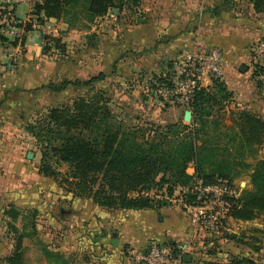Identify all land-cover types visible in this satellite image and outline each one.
<instances>
[{
    "label": "crops",
    "instance_id": "obj_1",
    "mask_svg": "<svg viewBox=\"0 0 264 264\" xmlns=\"http://www.w3.org/2000/svg\"><path fill=\"white\" fill-rule=\"evenodd\" d=\"M12 9L13 19L27 22L30 18L26 4H14ZM140 12L145 21L134 22L126 33H118L125 39L117 49L112 50L98 38L107 56L103 60L108 64L113 56V64L107 67L112 71L116 67L115 74L130 68L132 76L140 73L139 68H147L164 75L185 55L216 48L224 60L220 79L232 93L229 109L250 111L264 121V91L250 62L253 44L264 31V13L254 12L250 0H146ZM53 23L67 27L61 20L50 18L42 25H32L24 45L12 48L0 43V264H6L14 252L11 225L19 231L34 229L35 238L23 240L25 259L31 263L39 254L33 242L37 239L50 251L68 256L74 264H133L134 252L164 242L174 243L189 259L185 263L193 264L198 252L193 241H202L203 237L193 232L179 195L157 210L106 211L91 200L61 195L51 178L38 173L39 150L25 127L51 102L54 106L64 104L61 92L54 97L46 88L54 83L50 74L49 81L42 83V69L37 66L41 60V32L45 24ZM87 38L84 43L88 52L93 38ZM85 68L86 77H76L72 72L69 81L90 79L89 61ZM105 72L104 65L97 74L107 76ZM10 207L20 212L15 222L4 214ZM60 208L66 211L62 216ZM230 221L235 220L228 218L226 224ZM225 233H229L226 228ZM112 240L117 244L112 245Z\"/></svg>",
    "mask_w": 264,
    "mask_h": 264
},
{
    "label": "trees",
    "instance_id": "obj_2",
    "mask_svg": "<svg viewBox=\"0 0 264 264\" xmlns=\"http://www.w3.org/2000/svg\"><path fill=\"white\" fill-rule=\"evenodd\" d=\"M250 2L254 12L264 13V0ZM140 3L141 0H38L32 5L29 21L13 19L8 23L22 29V35L11 41L0 35V43L12 48L24 45L25 34L33 30L32 25H42L50 18L71 25L79 19L94 22L109 15L117 18L125 9L140 18ZM7 13L12 14L13 9L8 11L6 5L0 3V21ZM45 40L43 38L42 50L48 49ZM172 74L173 71L158 76L152 90L159 84H167ZM103 79L105 75L99 73L85 81H64L60 85L46 86L54 97L68 85L80 87L82 95L73 99L70 105L59 103L48 107L34 122L26 125V131L39 150L40 175L56 181L72 197L91 200L106 211H138L168 206L177 185L186 189L195 179L204 184L227 181L232 185L239 169H251L247 174L251 188L242 190L228 218L241 222L259 218L264 226V156L254 166L245 160L246 152L254 153L264 144V121L247 110H225L232 93L220 77H213L209 86L194 91L185 106L192 113L189 125L155 127L151 129V137L141 140L133 133L124 132L111 120L104 92L92 87ZM225 120H228L227 124ZM60 165L66 166L65 173L58 171ZM190 165L192 175L187 173ZM163 190L165 199L150 195L153 191ZM187 200L191 201L192 197L188 196ZM4 214L14 222L20 216L14 207L5 210ZM10 227L14 233V252L6 259V264H74L68 256L50 251L37 239L33 242L39 254L31 263L25 259L23 240L35 238L34 229L25 232L15 225ZM220 236L233 239L225 231ZM218 238L206 239L211 243ZM249 239L234 238L244 245H249ZM163 244H169L175 253L181 252L174 243ZM149 245L141 251L147 250ZM258 250L259 246H253V251ZM218 264L255 262L229 256L227 262Z\"/></svg>",
    "mask_w": 264,
    "mask_h": 264
},
{
    "label": "rangeland",
    "instance_id": "obj_3",
    "mask_svg": "<svg viewBox=\"0 0 264 264\" xmlns=\"http://www.w3.org/2000/svg\"><path fill=\"white\" fill-rule=\"evenodd\" d=\"M142 1L145 4L146 0ZM139 14L142 16L137 18V16L132 15L130 11L125 9L118 14L117 18L108 16L105 17L106 20L97 19L95 22H85V20L79 19L71 25L63 22L67 27H57L56 24H51V31L45 29V31L41 32V43H44L42 41L43 38L46 39L45 42L48 44V49H41V60H38L39 63L37 66L42 69V83L45 84L49 81L47 78L50 74L51 80L54 82L53 84L60 85L64 81L73 79L71 75L72 72H74L73 74L76 75V77H86L87 69L85 66L88 64V61L90 64L89 76L91 77L95 76L105 65L108 71L105 73L108 75L105 76V79L101 82L94 83L92 87L104 92L107 99L106 107L109 109L112 116L111 120L119 125L124 132L133 133L138 140H141L151 137V129L155 127L162 128L169 124H178L180 127L182 124L189 125L192 119L188 120L183 118L184 111L189 110L185 106L175 103L160 102L153 96L151 88L153 81L161 75L158 70H156L157 72L151 73L147 68H139L138 70L140 73H133L131 76L130 68H128L126 71L119 69L117 72L118 74H115L113 71L116 70V67L113 68L112 65L113 71L111 68L107 67L109 63H112L113 56L108 59V64L106 60H103L104 57L107 58V56H104V47L101 46L102 44L99 46L100 40L98 38L107 42L112 50L117 49L118 46L121 45V40L125 39L123 38L124 36L119 37L118 33H126L127 27L134 24V22L140 23L145 21L142 12H139ZM11 18L12 16L8 17L5 23H11ZM262 33V36H259V38H261H258L253 46L262 40L264 31ZM87 37L93 38L90 39L92 45L88 52L84 43V41H88H86V39H88ZM54 42L57 44L53 46ZM12 59L9 61L14 63ZM177 68L178 65H175L172 71L177 70ZM210 84V81H206L205 86L207 87ZM81 93L80 87L68 85L64 91L61 92L60 97L63 99L62 101L64 104L70 105L73 99L82 95ZM54 105L55 104L51 102L48 107ZM229 106L230 103L226 105L225 110L229 109ZM46 109L42 112L39 111L37 117L42 115ZM33 119L31 122L35 121ZM225 122L227 124L228 120H225ZM32 152L36 153L37 151ZM253 152L254 153L251 154L250 152H246L245 156V160L250 166H254L256 162L264 156V144L258 151ZM57 169L61 173L67 171L65 165L57 166ZM189 169L191 171L189 174L192 175V165L188 166L187 170ZM239 170H241L240 173L231 181L238 195L242 190L251 188L247 175L251 169ZM54 183L57 185L58 189L62 191L61 195L69 194L65 188L60 186L56 181H54ZM180 188L181 187L178 185L175 187L173 197H178V194L181 195L182 190H180ZM153 194H155L158 199H165L164 190L150 193L151 196H153ZM62 204H66V202L62 201ZM21 223V220L18 221V226L21 225ZM225 228L229 232L228 234L234 233L236 235L234 238L236 239L241 237L250 238L248 240L249 245L240 244L235 241L234 238L224 239L222 236H219L215 241L212 240L211 243L209 242L210 240L206 239L208 237H204L202 241L195 240L193 242L197 244L196 247H198V252L193 264H203L209 261H212L214 264L225 263L229 256L245 257L252 259L255 264H264V226L259 218L247 222L230 221L226 224ZM29 245L30 247H35L34 243H29ZM253 246H259V250L256 252L253 251ZM92 256L93 255L90 253V260L93 259ZM31 259H34V254L31 255ZM85 260H88V258H85Z\"/></svg>",
    "mask_w": 264,
    "mask_h": 264
},
{
    "label": "built area",
    "instance_id": "obj_4",
    "mask_svg": "<svg viewBox=\"0 0 264 264\" xmlns=\"http://www.w3.org/2000/svg\"><path fill=\"white\" fill-rule=\"evenodd\" d=\"M36 1L38 0H0V3L5 4L8 11H11L14 4H26L31 13L32 5ZM10 16L11 14L7 13L0 21V25L6 24L5 21ZM111 16L116 18L115 15H109ZM29 20L30 18L27 21ZM12 21L11 18L10 22ZM44 26L47 31H51L50 24ZM22 33V29L14 25L6 24L0 27V35L9 41L20 37ZM40 44L39 48L42 49L43 44ZM251 53V65L257 70L256 78L264 91V37L253 46ZM177 65L178 68L173 71L168 83L157 85L152 94L160 102L186 106L195 90L206 87V81H211L213 77H221L224 60L221 52L212 48L204 53L187 54ZM179 196L189 216L193 232L204 238L222 235L228 213L236 204L239 195L236 188L227 181L204 184L201 180L195 179L192 186L183 190ZM188 196L192 197L191 201L187 200ZM131 259L133 264H186L183 253H175L169 244L151 243L147 250L134 252Z\"/></svg>",
    "mask_w": 264,
    "mask_h": 264
},
{
    "label": "water",
    "instance_id": "obj_5",
    "mask_svg": "<svg viewBox=\"0 0 264 264\" xmlns=\"http://www.w3.org/2000/svg\"><path fill=\"white\" fill-rule=\"evenodd\" d=\"M183 118H184V119H188V120H190V119L192 118V113H191V111H190V110H185V111H184V114H183ZM59 211H60L61 216L64 214V212H66V211H64L62 208H60ZM228 235H229L230 237H232V238H234V237L236 236L234 233H231V234H228ZM111 244H112V245H116V244H117L116 240H112V241H111ZM188 260H189V259H187V257L184 256V261H185V262H188Z\"/></svg>",
    "mask_w": 264,
    "mask_h": 264
}]
</instances>
